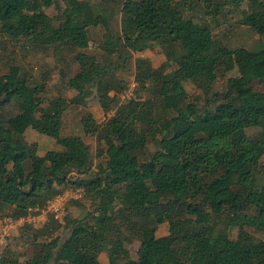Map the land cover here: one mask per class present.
<instances>
[{
	"label": "trees",
	"instance_id": "16d2710c",
	"mask_svg": "<svg viewBox=\"0 0 264 264\" xmlns=\"http://www.w3.org/2000/svg\"><path fill=\"white\" fill-rule=\"evenodd\" d=\"M201 1L218 21L224 15L223 0ZM245 1L252 9L243 12L241 24L264 37V1ZM61 2L66 6L61 18L50 17L46 10L60 11ZM61 2L0 0L4 36L78 51L89 48L92 29L102 28L105 57L68 81L78 93L70 101H44L33 77L19 66L0 75V214L28 218L69 188L84 189L96 208L83 219H67L65 240L47 225L34 235L37 243L24 262L7 246L0 264H100L104 252L109 264H120L121 255L128 259L124 264H264V240L249 232L264 233V93L255 86L264 83V49H230L210 26L186 19L194 0H123L118 30L111 16L89 3ZM260 4L263 9L256 11ZM155 43L166 50L173 69L153 71L138 60L137 86L139 81L146 91L147 81L155 85L144 100L121 104L128 87L116 73L132 53ZM228 64L237 66L238 77L227 79ZM224 79L226 90L214 92ZM188 83L199 97H189ZM94 89L104 113L116 109L103 126L90 113L81 119L86 135L103 138L95 170L90 145L62 135L69 107H85ZM7 108L15 114L9 116ZM39 114L40 134L64 149L63 158L53 152L39 157L28 146ZM253 128L261 133L249 136ZM167 222L170 234L158 238ZM121 223L140 241L135 263L123 249L134 240L123 235ZM236 228L238 238L232 240Z\"/></svg>",
	"mask_w": 264,
	"mask_h": 264
},
{
	"label": "rangeland",
	"instance_id": "374dc122",
	"mask_svg": "<svg viewBox=\"0 0 264 264\" xmlns=\"http://www.w3.org/2000/svg\"><path fill=\"white\" fill-rule=\"evenodd\" d=\"M61 2V0H59ZM82 2L89 3L93 8H95L104 17L111 16L113 27L118 30L120 29L121 22V2L123 0H81ZM226 4L224 9V15L219 18L209 14L206 6L201 0H194L193 5L194 10L187 7L185 11L186 19H193L198 24L208 25L212 28L215 38L220 39L223 43L230 49L236 50L240 48H245L251 51H256L264 49V37H259L251 29L243 26L241 24L243 20V12H250L251 5L245 0H223ZM264 1V0H263ZM256 11H261L263 5L255 7ZM66 9L65 4L61 2L60 11L56 8L47 9V14L52 17L61 18V13ZM207 10V11H206ZM216 19V20H215ZM104 30L102 28H96L91 30V42L87 50H72L69 47L59 48L57 45H40L33 42H28L24 39L15 40L13 38L4 36L0 32V75L7 74L9 68L13 65L19 66L26 70L27 73L34 79V84L39 87L44 101H51L57 98H64L67 101L72 100L77 96V92L71 90L68 87V81L79 71L81 67L89 68L97 61H103L105 59L103 52L100 50V41ZM196 37L187 41H195ZM81 54V55H79ZM79 55V57H78ZM143 60L146 62L147 66L153 71L165 69V72H170L173 68L167 63L166 50H164L159 44L155 43L151 49L143 53H132L131 57L127 60L124 68L116 73V77L119 81L127 84L130 87L133 81H135L137 74L139 73L137 61ZM227 79L231 77H238L239 71L236 65L228 64L226 66ZM227 79L219 80L214 85V92H223L226 90ZM148 90H143V85L138 81L137 91L133 93V99L144 100L149 96V90L151 86L155 85L150 81H147ZM256 89L264 93V83H256ZM186 90L191 98L199 97L201 92L197 87L188 83L186 85ZM115 92L111 93L114 97ZM122 96L119 98L122 102ZM128 101V100H126ZM125 101V102H126ZM46 103V102H45ZM115 111L108 114L104 113L98 99V93L94 89L93 96L88 99L85 107L70 106L64 116L62 135L63 137L68 136H78L82 137L87 144L90 145L93 155V170L99 163V152L100 145H104L103 138L101 135L89 136L83 131L81 119L90 113L94 116L99 125L103 126L109 122V120L115 115ZM9 116L15 114V111L7 108L6 110ZM41 114L37 116V120L33 127L30 129L27 137L28 146L30 149H37L38 156L43 157L47 152H53L57 158H63L65 156V151L60 147L55 140L40 134L38 130V121ZM261 133V129L253 128L248 131L249 136H257ZM103 146H101L102 148ZM150 152L155 151V147H150ZM64 192V191H63ZM96 205L94 201L86 195L78 200H71L67 205V217L62 225L58 221L53 220L52 216L46 215L43 212L32 211L31 215L24 221H17L20 223L19 226L12 230L10 236L5 237L4 240L1 239L2 244H0V253L4 252L7 246L12 247L14 251L22 257L24 262L26 258L32 255V250L36 240L34 235L41 232L47 225L53 224L57 231L54 236H60L62 240H65L69 234L66 228L67 219L77 220L83 219L89 213L95 211ZM42 211V210H41ZM10 213L12 211L9 210ZM8 215V214H7ZM1 216L0 221L3 219L11 218L10 215ZM12 219V218H11ZM27 219H30L29 221ZM16 221V220H14ZM1 223V222H0ZM195 223L198 221L195 219ZM32 226V230L26 229V225ZM121 225L124 227L123 235L129 239L132 236L134 240L133 243H125L123 249L128 252V258L132 260L133 263L138 261V251L140 248V241L130 233L126 225ZM249 232L257 239L264 240V233L258 232L253 229H249ZM170 234V225L165 223L161 225L157 231V237L162 238ZM238 229H233L230 231V236L232 240H237ZM49 238V237H48ZM46 239V238H44ZM42 233L39 234L38 242L43 240ZM131 240V239H130ZM120 264H124L128 259L124 255H121ZM100 264H109V257L107 252H104L99 257ZM56 264V263H52Z\"/></svg>",
	"mask_w": 264,
	"mask_h": 264
},
{
	"label": "built area",
	"instance_id": "2783aa9c",
	"mask_svg": "<svg viewBox=\"0 0 264 264\" xmlns=\"http://www.w3.org/2000/svg\"><path fill=\"white\" fill-rule=\"evenodd\" d=\"M137 88V83L135 81L130 84V87L128 90L122 94V102H125L126 100H130L133 97V93ZM122 104V103H121ZM85 194L84 189H75V188H69L66 189L61 194L54 197L52 200H50L44 210L40 211L43 212L46 215L52 216V218L58 223L63 224L65 221V218L67 217V205L68 202L71 200H78L82 197V195ZM36 212H39L37 210ZM26 219V218H25ZM25 219H20L19 221H24ZM18 220L14 221V219H3V228L0 232V244H2L1 239L4 240L5 237L10 236L12 230H15L17 226L20 225V223H17ZM18 221V222H19ZM2 255V252L0 253V256Z\"/></svg>",
	"mask_w": 264,
	"mask_h": 264
},
{
	"label": "crops",
	"instance_id": "0c3cea01",
	"mask_svg": "<svg viewBox=\"0 0 264 264\" xmlns=\"http://www.w3.org/2000/svg\"><path fill=\"white\" fill-rule=\"evenodd\" d=\"M28 221L30 220V219H27ZM1 223H0V232H1V230H2V228H3V222L2 221H0Z\"/></svg>",
	"mask_w": 264,
	"mask_h": 264
}]
</instances>
